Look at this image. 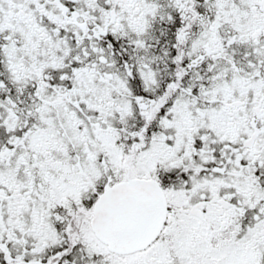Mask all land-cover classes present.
Masks as SVG:
<instances>
[{
  "label": "snow or ice",
  "instance_id": "snow-or-ice-1",
  "mask_svg": "<svg viewBox=\"0 0 264 264\" xmlns=\"http://www.w3.org/2000/svg\"><path fill=\"white\" fill-rule=\"evenodd\" d=\"M0 264H264V0H0Z\"/></svg>",
  "mask_w": 264,
  "mask_h": 264
}]
</instances>
